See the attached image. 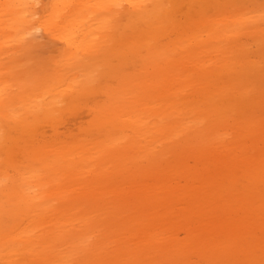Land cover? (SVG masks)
I'll return each mask as SVG.
<instances>
[{"label":"bare ground","instance_id":"bare-ground-1","mask_svg":"<svg viewBox=\"0 0 264 264\" xmlns=\"http://www.w3.org/2000/svg\"><path fill=\"white\" fill-rule=\"evenodd\" d=\"M228 2L0 0V76L33 31L64 43L63 66L20 94L0 89V264H264V57L234 39L251 17ZM130 29L144 44L143 90L106 124L132 134L22 146L93 87L90 41ZM144 134L159 153L145 149L141 169L130 150Z\"/></svg>","mask_w":264,"mask_h":264},{"label":"rangeland","instance_id":"rangeland-1","mask_svg":"<svg viewBox=\"0 0 264 264\" xmlns=\"http://www.w3.org/2000/svg\"><path fill=\"white\" fill-rule=\"evenodd\" d=\"M255 1L263 2L264 0H229L228 5L232 11H239L242 8L251 17L249 21L251 31H239L234 39L245 45V54L248 57L260 60L264 57V8L260 7L255 10ZM261 3L258 4L264 5ZM246 24L248 25V20ZM42 33L40 30H35L21 41L20 47H13L17 49L14 60L12 59L13 62L6 59L4 64L6 68L7 66L12 68V74L6 73L4 77L0 76V89L3 94H20L23 80L26 81L27 77L36 78L38 74L50 72L54 66H63L57 60V49L63 48V40ZM128 33L124 36L120 34L97 35L92 41L88 38L93 46L99 43L101 50L96 59L97 71L94 72L96 79L93 81V87L88 91L78 92L76 97L74 94L73 100L61 106L51 118L37 123L31 130L24 132L22 146L27 147L31 143L36 146L41 143L87 142L106 134L109 137H114L116 134L123 136L132 134L125 127L118 128L106 124L110 108L111 110L115 107L119 108L118 110L123 108L129 111L128 107L136 104L130 88L137 86L138 90H143L145 56L142 46L144 44L137 43L140 36L135 35L131 29ZM139 45L142 46L139 47ZM119 95L120 103L117 98ZM141 139V147L137 148L138 151L136 149L130 151L133 156H138L136 165L142 169L146 166L145 149L152 148V154L155 155L159 153V145L158 141L154 142V137L145 138L144 134ZM24 157L17 154L10 159L9 163L6 160V164H9L8 173L16 175V165L25 163ZM101 161L95 164V169L101 167ZM109 169L113 170L116 167L109 165ZM129 170L118 172L117 179H121ZM85 173L94 175V170L93 172L86 170ZM139 179L143 181L142 176ZM133 187L135 183L131 189Z\"/></svg>","mask_w":264,"mask_h":264}]
</instances>
